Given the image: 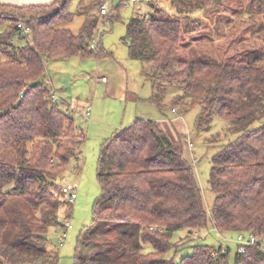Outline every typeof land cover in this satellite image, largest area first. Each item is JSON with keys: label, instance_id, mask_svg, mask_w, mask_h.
Returning <instances> with one entry per match:
<instances>
[{"label": "trees", "instance_id": "1", "mask_svg": "<svg viewBox=\"0 0 264 264\" xmlns=\"http://www.w3.org/2000/svg\"><path fill=\"white\" fill-rule=\"evenodd\" d=\"M69 1L0 4V264L57 260L41 235L47 237L52 225L64 229L58 211L70 201L63 198L62 184L71 161L82 155L86 134L51 100L46 64L51 57H106L109 53L97 27L100 16L113 17L88 12L78 32L72 33L59 26L72 18ZM192 1L172 0L173 14L150 3L148 13L127 21L122 40L130 59L152 64L150 100L160 111V92L174 88L171 104L180 111L200 108L198 128L207 131L215 115L225 121L226 133L236 134L212 155L210 211L194 166L184 156L183 135L174 139L159 122L136 118L100 146L96 164L100 194L90 225L77 237L73 264H264L260 241L247 245L243 253L237 250L232 258L228 246L204 244L192 246L177 262L165 258L172 247L178 250L180 244L171 241L178 231L185 233L182 244L208 226L218 232L264 235V56L235 51L231 44L214 48L225 54L218 60L181 56L192 52L191 44H217L212 32L224 34L218 27L230 22L218 16L213 30L201 16H193L203 7ZM259 1L248 0L244 9L252 14L263 11L258 5L264 7V0ZM99 2L90 4L97 7ZM19 22L29 27V33L17 27ZM203 23L211 28L210 35H197L195 27ZM14 37L25 43L14 45ZM208 142L221 143L218 136ZM144 244L152 250L143 251Z\"/></svg>", "mask_w": 264, "mask_h": 264}, {"label": "rangeland", "instance_id": "2", "mask_svg": "<svg viewBox=\"0 0 264 264\" xmlns=\"http://www.w3.org/2000/svg\"><path fill=\"white\" fill-rule=\"evenodd\" d=\"M93 1L95 0H70L67 11L72 13V18L61 22L59 26L70 29L72 33H77L85 14L95 12V6L90 4ZM125 1L100 0L97 6L100 10V6L106 3V15L113 16L111 19L100 16L97 27L101 45L109 53L106 57L71 56L65 59L51 57L46 64L45 77L49 79L52 91L57 97L56 104L71 116L74 123L86 134L82 155L77 161H71L65 176V182L77 187L76 200L63 203L58 211L59 218L63 222L70 223L72 228L66 231L62 245L59 244V238L64 232L62 227L52 225L47 231L45 246L52 255L57 256L53 264L74 263L77 237L85 226L90 225L92 206L100 194V186L96 178L100 146L115 130L130 125L136 118L155 121L172 120L174 122L172 128L166 125L164 130L169 132L174 139L179 133L183 135V153L194 166L196 180L207 212L210 211L214 200V194L208 183L212 155L218 150L220 144L227 143L236 137V134L226 133L225 121L215 115L207 131L198 128L195 121L200 108L195 106L188 111H180L178 105L171 104L174 88H167L166 91L160 92L159 102L162 105V111L158 109L156 103L150 100L154 92V79L150 75L154 68L149 62L130 59L122 38L127 21L133 16L147 13V4L157 3L164 7L165 2L170 4L172 0H165L164 3L162 0L159 2L136 0L128 5ZM192 2L203 7L196 8L193 16H201L210 23V27L214 24L216 27L218 16L221 17L220 20L223 21V18H226V21L230 22L227 24L224 20L225 24L218 27L219 30L223 29L224 34L218 35L212 32L213 39H216L214 42L217 44H211L210 41H203V44L200 41L197 44H191L192 52H181V56H186L187 59L218 60L225 54L215 52L214 48L218 46L220 49L222 45L224 48L227 45L229 47V44L235 48V51H249L264 56V10L249 13L244 9L248 0H193ZM258 7V9L264 8L262 4ZM204 9H206V15L202 14ZM217 10L218 12H215ZM260 23L263 25L259 30ZM210 27L204 23L196 26L197 35H210ZM12 43L20 46L25 43V39L14 37ZM232 46H230V55L234 54L231 50ZM261 65L264 66V60ZM102 76L106 77V82L99 80ZM155 92L158 94L159 90ZM87 107L90 108L89 112H86ZM171 107H174V110H171ZM256 125L257 123L253 126ZM216 136L219 137L221 143L209 144L208 140ZM63 198H67V195L63 194ZM67 214L69 217L64 219ZM184 234L178 231L172 235V243L180 245L178 250L172 247L165 254V258L177 262L182 256L189 254L192 246L196 244L213 247L222 245L224 248L228 246L230 258L237 251L234 233L218 232L212 226H208L193 234L189 240H182L184 241L182 244L180 240L184 238ZM151 250L149 244L143 245V251Z\"/></svg>", "mask_w": 264, "mask_h": 264}, {"label": "built area", "instance_id": "3", "mask_svg": "<svg viewBox=\"0 0 264 264\" xmlns=\"http://www.w3.org/2000/svg\"><path fill=\"white\" fill-rule=\"evenodd\" d=\"M134 2H136V0H126L125 4L128 5V4L134 3ZM99 13L101 15L107 14L106 3H103L100 6ZM17 27L20 28L24 34H27L30 31L29 27L26 26L25 24H23L22 22L17 23ZM96 42H97V36H95L91 39L90 46L93 47L96 44ZM99 80L101 82H105L107 79H106V77H100ZM56 99H57V97L53 93L51 95V100L56 101ZM89 111H90V108L87 107L86 112H89ZM62 191L64 194L67 195V199L70 202H74L76 200L77 187L74 184L64 182L62 184ZM63 224H64V232H63L62 236L59 238V241H60L59 244L60 245H62V242L64 241V239L66 237V235H65L66 231L72 228L71 224L66 222V221H64ZM258 241H260L261 243H264V235L259 238L256 235H254L253 233H237V234H235V243L237 245V250L239 253H243L245 251V247L247 245L258 242Z\"/></svg>", "mask_w": 264, "mask_h": 264}, {"label": "crops", "instance_id": "4", "mask_svg": "<svg viewBox=\"0 0 264 264\" xmlns=\"http://www.w3.org/2000/svg\"><path fill=\"white\" fill-rule=\"evenodd\" d=\"M150 0H148L147 2H149ZM156 1H160V0H156ZM163 3L165 0H162ZM51 2H53V0H0V4H8V5H15V6H22V5H40V4H50ZM166 5H163L165 9L168 10L169 13L173 14L175 12V9L174 7L172 6V4H168L165 2ZM148 6V11L147 13L149 12L150 10V7L149 5L147 4ZM95 12H97V7H95ZM104 77V76H102ZM107 81V80H106ZM105 81V82H106ZM135 120V119H134ZM159 122L160 126L164 129V126H169L172 128V125L174 124V122L172 120H166V119H163V120H159L157 121Z\"/></svg>", "mask_w": 264, "mask_h": 264}, {"label": "water", "instance_id": "5", "mask_svg": "<svg viewBox=\"0 0 264 264\" xmlns=\"http://www.w3.org/2000/svg\"><path fill=\"white\" fill-rule=\"evenodd\" d=\"M41 237H42L43 239H45V238H46V235L43 234V235H41Z\"/></svg>", "mask_w": 264, "mask_h": 264}]
</instances>
